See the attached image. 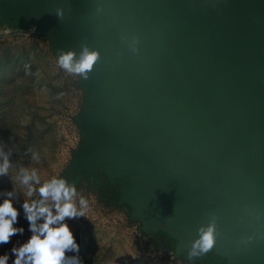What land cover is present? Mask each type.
Listing matches in <instances>:
<instances>
[{
    "label": "rangeland",
    "instance_id": "374dc122",
    "mask_svg": "<svg viewBox=\"0 0 264 264\" xmlns=\"http://www.w3.org/2000/svg\"><path fill=\"white\" fill-rule=\"evenodd\" d=\"M104 3L117 14L120 34L115 37L112 27H102L108 43L117 38L121 42L125 36L154 38V0H19L18 7L27 9L22 17L0 15V147L11 152L13 162L8 175L0 177V188H14L20 202L38 198V193L28 197L26 187L20 184V165L35 168L41 182L63 176L74 183L78 194L89 202L85 216L69 221L85 264H194L189 253L200 236L198 230L209 226L222 231L233 228L243 217L238 207L242 193L233 180L225 182L224 177H216L214 185L207 187L205 200L213 205L204 208L208 218L201 227L193 212L176 218L156 202L158 194L171 205L184 208L189 192L194 191L180 190L184 196L179 195L181 192L172 189L176 180L181 176L182 180L203 178L209 167L202 148L189 137V129L175 120L177 112L160 104L170 95L159 89L157 78L151 77L152 82L129 79L153 105H140L143 97L132 99L121 90L120 95L112 96L123 99L116 104L122 110H117L113 104L108 107L105 100L107 92L116 93L113 84L110 89L103 86L92 68L86 77H79L68 74L57 63L61 49L79 58L84 47L74 30L78 31L79 22L94 23ZM3 5L9 7V0H0ZM118 8L133 14L130 22L133 17L141 27L134 23L135 30L132 27L126 33L125 18L118 15ZM57 9L63 10L62 17L56 15ZM15 18L21 19L19 27L26 28L11 29L9 20ZM97 32L95 29V38ZM77 35L82 37L79 31ZM135 100L140 101L136 108ZM132 109L135 116L130 125ZM32 152L39 154V160L32 159ZM152 173L160 190L147 184ZM75 177L80 179L76 182ZM107 179H124L120 203L109 198ZM21 223L27 227L26 221ZM159 231L176 240L173 249L150 234ZM27 236L25 232L13 237L9 245L0 247V253L10 252L13 243ZM225 249V242L214 240L209 251L225 264H238L243 256L231 260ZM65 255L75 254L66 250Z\"/></svg>",
    "mask_w": 264,
    "mask_h": 264
},
{
    "label": "crops",
    "instance_id": "0c3cea01",
    "mask_svg": "<svg viewBox=\"0 0 264 264\" xmlns=\"http://www.w3.org/2000/svg\"><path fill=\"white\" fill-rule=\"evenodd\" d=\"M18 1L0 6V15L22 17L27 9L19 8ZM118 9L125 18L126 33L141 27L133 17L130 22L133 14L128 10ZM141 11L145 12L143 6ZM219 12L224 29L216 21L211 0H154L151 41H131L125 36L121 42L117 38L108 43L102 27H112L115 37L120 34L117 14L104 3L94 23L77 19L83 39L77 30L75 36L81 46L97 53L92 69L100 78L111 75L110 63L120 64L131 76L146 81L157 78L161 90L170 95L168 102L184 104V113L175 120L189 129V137L196 139L209 166L202 181L193 178L185 184L193 187L202 182L209 188L216 177L234 181L242 193L239 211L243 217L224 237L214 235V240L225 242L231 260L243 256L238 264H264V0H219ZM95 29L99 31L96 38ZM236 45L240 67L230 83L229 103L237 120L251 128L247 134L229 122L223 104ZM222 160L235 168L236 177ZM174 215L180 218L182 213Z\"/></svg>",
    "mask_w": 264,
    "mask_h": 264
},
{
    "label": "clouds",
    "instance_id": "9594fccd",
    "mask_svg": "<svg viewBox=\"0 0 264 264\" xmlns=\"http://www.w3.org/2000/svg\"><path fill=\"white\" fill-rule=\"evenodd\" d=\"M56 15L63 16L57 9ZM57 63L68 74L86 77L97 59V53L84 47L78 59L72 51L60 50ZM11 152L0 147V177L7 176L13 167ZM32 159L39 154L32 152ZM20 184L26 187L27 196L38 198L16 199L14 188H0V247L9 245L13 237L28 233L22 242L13 243L9 251L0 253V264H85L79 255L80 243L69 225L70 220L85 216L88 199L79 195L74 183L66 177L53 176L41 182L35 168H18ZM21 220L26 221L27 227ZM200 236L193 242L190 255L197 257L206 253L214 243L213 227L198 230ZM66 250L75 255L66 256Z\"/></svg>",
    "mask_w": 264,
    "mask_h": 264
},
{
    "label": "water",
    "instance_id": "95a60500",
    "mask_svg": "<svg viewBox=\"0 0 264 264\" xmlns=\"http://www.w3.org/2000/svg\"><path fill=\"white\" fill-rule=\"evenodd\" d=\"M211 2H212L213 9H214L216 21H217L218 25L220 26V28L224 29L223 20L221 18L220 12H219V0H211ZM74 35H75V30H74ZM129 39L131 41L138 40V39L132 38L131 36H130ZM233 49H234L233 63H232V67H231V70H230L229 79L227 80L225 88H224V91H223V104H224L225 113H226V116H227L229 122L239 132L247 134L251 130V128H249L248 126L242 125L237 120V118L235 117L233 111L231 110V106H230V103H229L230 83L235 79V77H236V75H237V73L239 71V67H240V50H239V47L236 45V46H234ZM109 65H110V69H111V75L108 76V77L101 76V80H103V86H105L107 89H110V86H112V84H113V86L116 89V93H119V95L121 94V90H122L123 93L124 92L128 93L129 98L132 97V99L133 98L140 99V97H143L144 98V102H141L140 105H143V106H146V105L152 106L153 105V103L150 100L146 99L145 94L143 92H141L140 90H138V87L134 86L129 81V79H133L134 78L133 76H136V78L139 79V80L146 81L145 79H143L142 77H138V75H132L131 76L130 74H127L126 71L123 72L122 68L120 67V64L118 65V64H115V63H110ZM116 69H118L119 72H117ZM146 82H152V80H148ZM158 86H159V89L161 90L160 85H158ZM161 91H164V90H161ZM109 92H107L106 95H105V97H106L105 100H107L106 105L109 107V105L113 104V105H115L114 108H117L116 104L118 106L119 102L117 101V99H114L112 97L116 93H115V91H109ZM118 100L120 101V103L123 102V99H118ZM167 100L168 99H166L165 101H163L160 104L163 107L171 109L173 112H176L175 110H178L177 115L184 113V112H182V109L184 108V104L180 103L181 101L168 102ZM134 102L136 103V102H140V101L135 100ZM138 105H139V103H136L134 105V108H136ZM117 110H122V109H118L117 108ZM131 111H132V113H130L131 114L130 125H133L132 121H133V118L135 116V114H134L135 110L132 109ZM141 156H143V155H141ZM221 162L224 164V167L232 175V177H236L235 168L230 166L225 160H222ZM146 163H147V165L146 164H144V165L148 167L149 165H148V159L147 158H146ZM194 170L197 171V169H194ZM182 178H183L182 176L180 178H178L177 180L180 181V182L179 183H175L176 186L172 187V189H175V190H178L179 192H181V193H179V195L184 196L183 191H180V190H192L194 192H199V191L202 190L203 192H207L208 185H206L204 187V185H201L202 182H197V183H200L197 186L196 185H194L193 187L192 186H187L185 183L194 181L195 178L194 179L193 178H188L186 180H182ZM204 178H205V175H204L203 178L202 177H198L195 180H197V181L201 180L202 181V179H204ZM175 180H173V181L175 182ZM147 184L151 188H153L155 190H160V189L157 188V184H156L155 177H154L153 173L152 174H148V176H147ZM178 184H181V185H178ZM178 186H181V188H179ZM190 192H189V195H188V199L189 200H188L187 204L185 203L186 206L184 208H182V209H179V207L177 205H174L173 203L171 205V201H170V203H168V201L165 199V197H163L161 195L157 194L155 196V200H156V202H158V204L161 206L162 210L165 211V212H170L172 214H174L176 212H179V213L181 212L182 214L185 213V212H193V217H195L197 220L200 219V220H198V222H200L199 225L201 227V223H203L202 221H204L205 219L208 218L207 217V212H204V208H210L213 205V203H208L205 200V198H206V196H208L209 192H207L206 195H201L200 193H197L196 196H195L194 192H192V193H190ZM171 197L174 198L173 196H171ZM201 198H204L203 201H200ZM240 204H242V203H241V201L239 199V203H238V207L239 208L241 207ZM228 231H229V229L227 231H222L220 228L219 229H217V228L213 229L215 237H222V236L224 237V235H226V233Z\"/></svg>",
    "mask_w": 264,
    "mask_h": 264
},
{
    "label": "trees",
    "instance_id": "16d2710c",
    "mask_svg": "<svg viewBox=\"0 0 264 264\" xmlns=\"http://www.w3.org/2000/svg\"><path fill=\"white\" fill-rule=\"evenodd\" d=\"M1 21V17H0ZM11 24V29H19V28H26V25L23 27H19L18 23L21 22V19H11L9 20ZM80 179V177H75L74 180L77 182ZM95 180H100L99 177L94 178ZM122 180L124 179H107L106 182L109 186V198L112 199L115 203H120L121 201V193L123 191ZM155 238H162V240L168 244V247L174 248V244L176 243V240H172V238L166 234L164 231H159L158 233H150ZM194 264H225L224 261H222L217 255H215L211 251H207L206 253H203L197 257H193Z\"/></svg>",
    "mask_w": 264,
    "mask_h": 264
}]
</instances>
